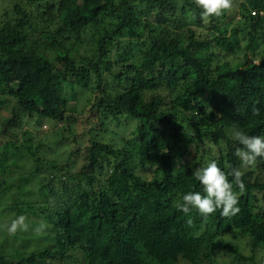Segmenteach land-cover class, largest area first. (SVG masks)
<instances>
[{"label": "trees", "instance_id": "trees-1", "mask_svg": "<svg viewBox=\"0 0 264 264\" xmlns=\"http://www.w3.org/2000/svg\"><path fill=\"white\" fill-rule=\"evenodd\" d=\"M39 1L15 0L0 13V95L10 97L6 104L14 103L13 113L20 109L28 122L68 123L61 83L68 81L72 88L93 72L96 89L103 87L99 62L77 66L68 54L71 47L56 36L71 33L79 40L88 34L96 43L99 61L115 49L120 51L122 41L113 42L126 37L139 41L142 60L133 65L131 57L122 56L116 63H106L112 86L103 90L97 103L102 113L98 122L100 129L106 127L109 114L117 125L126 118H133L136 125L121 146L99 141L89 130L91 137L82 151L70 149L71 156L80 151L83 162L77 172H71L73 161L63 169L40 151L46 147L61 152L77 143L79 134L74 135L69 125L60 127L61 133H52L53 141L45 144L35 142L28 131L21 141L12 138L8 126L21 123L22 118L12 116L1 123L0 184L4 173H13L9 187L15 193L13 203L3 202L11 198L0 200L14 215L0 222V264H77L76 253H81L79 264H180L181 260L204 264L211 252L203 247L219 246L239 260L261 264L255 257L256 250L264 247V181L254 172L264 169V159L242 171V193L233 186L238 206L249 217L246 225L235 227L233 219L222 217L219 210L207 218L194 211L186 216L177 210V203L188 191H202L194 173L207 164L202 157L186 158L187 146L195 140L191 133L217 148L210 161L215 160L225 174L242 167L234 155L240 145L233 132L264 135V52H258L259 63H247V53H255L264 43V0H241L234 12L240 16L237 21L233 11L220 18H203L194 0H58L57 9L53 5L48 13H33L30 6ZM182 26L186 28L180 33L174 30ZM36 39L58 49L56 62L61 66L37 52L32 44ZM239 50L245 52L243 63L213 65L215 53ZM153 156L159 161L152 177L138 176L135 170ZM43 166L50 172L46 184ZM26 171L41 182V204L18 197L29 193L25 190L29 179L22 173ZM56 177L61 186V196H56L64 197L61 201L50 198ZM19 215L26 218L27 228L9 234L7 226ZM219 234L247 235L251 255H242ZM30 240L51 245L28 250Z\"/></svg>", "mask_w": 264, "mask_h": 264}, {"label": "rangeland", "instance_id": "rangeland-1", "mask_svg": "<svg viewBox=\"0 0 264 264\" xmlns=\"http://www.w3.org/2000/svg\"><path fill=\"white\" fill-rule=\"evenodd\" d=\"M15 0H3L0 2V13L3 12L4 9L6 8H11L14 5ZM49 1L48 3L46 0H41L39 2H35L30 6L31 11L38 12L39 14L41 13H48L50 12L52 6L57 9L56 3H58V0H47ZM180 3L181 0H178ZM54 2V3H53ZM241 2V0H232V7L226 11H224L220 16H217L220 18L222 15L225 13L229 14L231 11L233 13L238 10V4ZM54 8V9H55ZM56 9L54 11V14H56ZM139 16V15H138ZM233 20L237 21L239 20V14L234 13L233 15ZM141 17H144L141 15ZM151 21V20H150ZM221 21H219V24ZM191 26V24H190ZM186 28V26H182L180 28H175L174 30L176 32H181L182 29ZM193 27V25L191 26ZM200 33H203L205 35L206 31L204 30H197ZM71 37L70 39H67V37ZM208 36V35H207ZM206 36V37H207ZM143 37V36H142ZM144 38V37H143ZM142 38V40H144ZM212 38V35L208 37V40ZM56 39L59 41L64 42V44H67V47H71L68 50L69 57L75 61L77 66L81 65H86L88 67L87 62L90 60H95L98 61L100 64V67L103 69V83H101L102 88L99 90L97 88L96 80H95V75L93 72H91L90 77H88L85 80H78L73 87H70V84L68 81H63L60 85V95L62 97V103L65 108V117H69L70 120L65 122H60L57 125L50 124L48 121L43 120L41 123H37L35 120L28 122V119L25 116H23V113L20 109H16L13 113V104L9 103V106L6 104L7 99L10 97L8 95H0V127L1 123L3 121H6L10 119L12 116H17L19 117L18 120L22 121L21 123L16 122L12 125L8 126V131L11 133L13 136L12 138L14 140L21 141L25 135L23 133L25 131H28L29 136L34 138L35 142H41V143H47L49 141H53L51 134L53 133H61L60 131H63L60 129V127H65L66 125L70 126L71 129L73 130V134H79L76 136V140L78 141L77 143L71 144L72 146L68 147H63V149L56 150V148H51L47 149L46 147H41L40 151L42 152L43 156L45 159H51L50 161H54L59 165V167H62L63 169H68L67 166H69L70 161H73L72 167L70 168L71 172H77L81 165L83 164L82 158H81V153L83 146L88 142L89 138L91 137L89 130H93V135L97 137L96 139L99 141H112L115 145L121 146L122 141L124 142V139L129 138L131 136V131L135 125L136 121L133 118H126L125 120H121L119 125L114 123V119L111 115L108 114V123L107 126L104 128H99V117L102 114L101 113V108L97 106V103L103 96V90L106 88H110L112 86V79L110 80V74L111 71L106 69V63L111 62V63H116L122 56L125 58H129L130 64H137L142 60V53H141V48L138 47L139 41H137L134 38H126V37H121V38H116L113 43L116 44L117 41H122L123 47L118 50H114L113 52L111 51L109 54H105L104 56L100 57L101 60H98V48L96 46V43L94 40H92L88 34H85L81 39L75 40L74 36L71 35V33H67L63 35L62 37H57ZM110 43L113 45V48L115 44ZM33 45L36 46L37 52L41 54L42 56L44 55L46 59L55 62L58 66H61L60 62H56V57L60 55L58 49H52L48 44H45L43 41L36 39L35 41L32 42ZM109 44V46H110ZM243 45H245L243 43ZM112 47V46H111ZM258 52L263 53L264 52V43L259 44V47L256 49L255 53L248 52V59L247 63H259L260 61V55ZM244 53L242 50L232 52V53H227V52H218L215 53L216 57L213 60V65L217 66L222 62H229L230 65H238L244 62L245 57ZM105 61V62H104ZM88 82L90 87L86 88L84 87V83ZM111 83V84H110ZM115 83V82H114ZM187 122L184 121L182 125H185ZM37 126V127H36ZM2 130V127L0 128V131ZM196 132L191 133V135L194 134L195 140L193 143H190L187 146V150L189 151V155L186 156L187 159H191L194 157L195 159L199 160L200 157H202V161L205 164H208L210 162V153L215 156L217 154V148L213 146L211 143L208 141L205 142V140H201V138L198 136V134H195ZM28 134H26L28 136ZM50 134V135H49ZM56 134V135H57ZM74 135L70 134V142L74 141ZM55 136V135H54ZM51 138V139H50ZM119 142V143H118ZM79 143V144H78ZM200 145V149L197 150V144ZM4 144L3 140H0V148L1 145ZM65 146V144H63ZM224 147V144L221 145ZM73 147L74 150L80 149L79 153H77L75 156H71L70 154V149ZM59 148V147H58ZM66 150V151H65ZM2 150H0L1 153ZM65 151V152H64ZM209 155V156H208ZM159 159L157 156H153L151 158H146L143 163L135 170L136 174L142 178L145 179H150L153 175V171L156 168L158 164ZM31 162V161H30ZM45 166L42 168V172L45 173L43 174L45 176V179L42 178V183L46 184L49 180L47 175L50 174L48 171V174L45 170ZM248 169H251L250 166H242L241 171H246ZM51 171V168H50ZM53 172H57L56 170H52ZM25 174V177H28L29 182L27 184V188L25 189L27 194H19L18 197L22 198H30L37 204H41L42 202V197L40 192L38 191V185L41 184V182H38L39 179H37L36 175L33 174L29 177L30 172H22ZM54 174V173H53ZM4 179L0 184V200H3L2 198H11L13 193H15L12 189L10 188L9 185L12 182L13 179V173H8V174H3ZM254 175H256L259 179V181H264V169H256L254 172ZM12 177V179H11ZM54 191V196H50L51 199H56L57 201H61L64 199V197H57L56 194H60L58 191L60 190V184L58 183V177L53 179L51 182ZM72 183V182H71ZM31 186H30V185ZM2 190V191H1ZM47 190V188H46ZM5 192V194H3ZM259 197L262 195V192H259L257 194ZM3 202H6L7 205L10 203H13V199H9L8 201L3 200ZM6 203L5 205L3 204L2 206L0 205V211L2 212V215H0V222L5 221L6 219H9L12 217L13 213H8L10 211L8 208H6ZM264 206V203H263ZM240 208V207H239ZM11 212V211H10ZM14 217V215H13ZM234 222L235 227H240L244 226L247 223H249V217L246 214L244 209L240 208V212L236 214L235 216L231 217ZM34 220L36 221H42L41 217H33ZM36 233V232H32ZM44 234H49V230H43ZM219 237L225 240L227 243L232 244L242 255L244 256H250L252 253L251 250V245L249 242V237L245 234H240L239 236H232L228 234H219ZM0 241H2V236L0 234ZM39 244L36 243V241H27V249L31 250L33 248L39 247L40 246H49L51 245V242L49 243ZM205 250H209L211 252V255L209 259L206 261L204 264H250L249 262H245L242 260H239V258L235 257L233 253H231L228 250L222 249V247H215L214 249H209L207 247H203ZM80 257L81 253H76L75 258L77 259V264L80 263ZM261 264H264V247H260L256 250V257H255ZM180 264H185L183 260ZM58 264V262H57Z\"/></svg>", "mask_w": 264, "mask_h": 264}, {"label": "clouds", "instance_id": "clouds-1", "mask_svg": "<svg viewBox=\"0 0 264 264\" xmlns=\"http://www.w3.org/2000/svg\"><path fill=\"white\" fill-rule=\"evenodd\" d=\"M195 6L201 10L203 18L220 16L232 7V0H194ZM233 140L240 145L234 155L240 159L242 166H252L258 159H264V135H247L236 129L232 134ZM242 171L233 168L228 174L218 167L215 160L208 162L206 167L199 168L194 173V178L199 182L202 191H188L183 194L177 203V210L184 215L196 212L199 216L207 218L219 210L225 218H231L240 212L239 195L233 186L243 192L245 185L242 180ZM231 176L230 181L228 177ZM25 217L19 215L7 226L9 234L27 228ZM189 225L192 220L187 221Z\"/></svg>", "mask_w": 264, "mask_h": 264}]
</instances>
